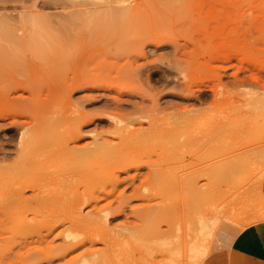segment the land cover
I'll return each instance as SVG.
<instances>
[{"label": "rangeland", "instance_id": "1", "mask_svg": "<svg viewBox=\"0 0 264 264\" xmlns=\"http://www.w3.org/2000/svg\"><path fill=\"white\" fill-rule=\"evenodd\" d=\"M0 22L22 36L0 42V175L54 204L0 213V264H186L203 210L222 215L213 232L206 218L210 264L264 227V0H0ZM77 194L98 197L74 207L83 223Z\"/></svg>", "mask_w": 264, "mask_h": 264}, {"label": "bare ground", "instance_id": "2", "mask_svg": "<svg viewBox=\"0 0 264 264\" xmlns=\"http://www.w3.org/2000/svg\"><path fill=\"white\" fill-rule=\"evenodd\" d=\"M78 6H79V4H78V5H72L71 8H74V9H75V8L78 7ZM81 6H83V7H81ZM87 6H88V9H90V8H92V7H93L94 9H96V8H95V5H94L93 3H90V2H89V3H87ZM80 7L86 9V6L83 5V3H81ZM89 7H90V8H89ZM85 9H81V10H76V9H75L76 11H74V13H73V10H72V12H70V14L72 13V15L74 14V15L76 16V15L78 14V12H80V13H81V12H84ZM70 14H68L69 17H71L70 19H72V17H75L74 15L72 16V15H70ZM69 17H68V18H69ZM64 22H65V21H64ZM0 23H1V22H0ZM5 23H7V22H5ZM5 23L2 22V23L0 24V27H1L2 24L4 25ZM37 23H38V22H37ZM38 24H39V23H38ZM40 24H41V23H40ZM68 24H69V23H68ZM3 25H2V28H4V29L7 28V29H5L6 32H7L8 30H9V32L12 31L10 34H12L13 32H17V31H19V29H16V26H15V25H14L15 28H13V25H12V24L10 25L9 23H7V24H6L7 26H5V27H3ZM17 27H18V26H17ZM69 27H70V26H69ZM10 28H11V29H10ZM19 28H20V27H19ZM71 28H72V27H71ZM71 28H70V29H71ZM0 29H1V28H0ZM4 29H3V30H4ZM3 30H2V31H3ZM3 34H5V35H2L3 38H0V39H2V40H0V42H2L3 39H4V40L6 39V41H5L6 43H5L4 41H3L2 43L5 44L4 46H5L6 48L9 47V49L11 48V46H15V44H16V40H18L19 38L22 37L21 35H20V37H19V35L16 36V37H14V36L11 35L10 37H12V38H10V37H9V35H10L9 33H7V34H6V33H3ZM0 36H1V35H0ZM6 36H7L8 38H6ZM4 37H5V38H4ZM13 38H14V39H13ZM15 38H16V40H15ZM23 38H24V37H23ZM11 39H12V40H11ZM21 39H22V38H21ZM9 40H10V41L15 40V41H13V43L15 42L14 45H12L13 43H11ZM7 41H9L10 43H8ZM2 43H0V44H2ZM7 43H8V45H10V46H7ZM19 43H20V42H19ZM21 44H22V43H21ZM4 46H3V45H2V46L0 45V48L3 49ZM5 47H4V48H5ZM14 48H15V47H14ZM14 48H13V49H14ZM5 50H6V49H5ZM3 52H4V51H3ZM17 79H18V78H17ZM252 79H253V78H252ZM12 80H13V79H12ZM238 81H239V80H238ZM240 81H241V80H240ZM7 82H9V81L7 80ZM15 82H16V81H15ZM27 82H28V81H27ZM247 82H248V81H247ZM247 82H246V83H247ZM9 83H10V82H9ZM28 83H29V82H28ZM239 83H240V82H239ZM241 83H242V82H241ZM21 84H22V83H21ZM7 85H8V84H7ZM7 85H6V87H7ZM15 85H16V84H15ZM237 85H238V84H237ZM241 85H242V84H241ZM22 86H23V85H22ZM25 86H26V85H25ZM28 86H29V85H28ZM8 87H10V86H8ZM59 87H61V86H59ZM29 88H30V86H29ZM31 90H32V89H31ZM254 95H255V94H254ZM233 97H234V96H233ZM251 100H252V99H251ZM251 100H250V101H251ZM252 102H253V101H252ZM232 103H233V102H232ZM261 105H262V104H261ZM255 107H256V106H255ZM258 107H259V106H258ZM262 107H263V106H262ZM259 109H260V108H259ZM232 111H233V110H232ZM263 111H264V110H263ZM51 112H53V111H51ZM51 112H50V113H51ZM64 112H66V111H64ZM208 112H209V111H208ZM46 113H48V112H46ZM46 113H45V114H46ZM45 114H44V115H45ZM212 114H213V113H212ZM51 115H52V114H51ZM51 115H50V117H51ZM59 116H61V115H59ZM59 116H58V118H59ZM62 116H63L64 118H66V119H64L65 122L63 121L62 118H59L58 122H56V125H57L60 121H61V122L63 121V122H62L63 125H64V123L66 124L67 122H68V123L72 122V120H75V121L77 120V121H78V117H79V116H77V115H76L77 117H76V116H73L74 118L72 117L71 121L69 122V121H67V115H62ZM62 116H61V117H62ZM69 118H70V117H69ZM49 119H50V118H49ZM54 119H56V118H54ZM61 119H62V120H61ZM79 119H80V118H79ZM51 120H53V119H51ZM51 120H50V121H51ZM69 120H70V119H69ZM80 120H81V119H80ZM80 120H79V121H80ZM53 121H54V120H53ZM55 121H56V120H55ZM77 121H76V122H77ZM79 121H78V122H79ZM81 121H82V120H81ZM81 121H80V122H81ZM76 122H75V123H76ZM80 122H79V123H80ZM47 123H49V122H47ZM50 123H53V125L55 124V123L52 122V121H51ZM75 123L73 122V123H71V125H70V124H67V126L70 125L71 129H73V126H74V127H77V126H78V125H76ZM73 124H74V125H73ZM53 125H52V126H53ZM60 125H61V124H60ZM56 127H57V126H56ZM64 127H66V126L64 125ZM68 127H69V126H68ZM68 127H67V128H68ZM70 127H69V128H70ZM49 128L52 129V127H49ZM61 128H62V126H61ZM54 130H55V129H54ZM53 132H55V131H53ZM64 132H65V131H64ZM70 132H71L72 134L74 133V131H73V132H72V131H69V133H70ZM58 133H59V132H58ZM67 133H68V132H67ZM53 134H54V133H53ZM62 134H63V133L61 132L60 135H62ZM66 136L68 137L69 135L67 134V135H65V137H66ZM73 136H74V134H73ZM65 137H63V138L65 139ZM67 137H66V138H67ZM70 137H71V139H73V140L76 138V137H75V138H74V137L72 138V135H70L69 138H68V140H67V139L64 140L63 138H62V139L64 140V142H65V141L68 142V141L71 140ZM57 141H58V140H57ZM61 142H62V140H61ZM61 142H60V143H61ZM64 142H63V144H66V146H67V142H65V143H64ZM57 143H58V142H57ZM55 144H56V142H55ZM58 144H59V143H58ZM59 145H60V144H59ZM59 145H57V146H59ZM57 146H56V147H57ZM25 147H27V145H26ZM62 148H64V147L62 146ZM68 148H69V147L67 146V149H68ZM23 149H24V148H23ZM25 149H26V148H25ZM69 149H70V148H69ZM72 149H73V148H72ZM72 149H70V150H72ZM65 150H66V149H65ZM70 150H69V151H70ZM74 151H75V150H74ZM74 151H73V152H74ZM65 152H66V151H65ZM96 152H99V151H97V150L94 151V150H93L92 152H88L87 156L90 157V156H92V155H93L94 153H96ZM75 153H76V152H75ZM66 154H67V153H66ZM68 154H69V153H68ZM78 154H79V153H78ZM83 155H84V154H83ZM83 155H81V156H83ZM119 157H120V156L117 155L116 158L112 157L111 160L102 161L101 165H103V166L107 165V166H108L109 164H111V161H112V159L114 158L115 161H114L113 165H117L115 169L118 168V170H123L124 167L121 165V163H123L124 160L122 159V157H120V158H119ZM117 158H118V159H117ZM124 159H125V158H124ZM122 160H123V162H121ZM124 165H125V164H124ZM126 166H127V165H125V169H126ZM110 167H111V166H110ZM112 167H113V166H112ZM112 167H111V168H112ZM100 168H101V167H100ZM111 168H109V169H111ZM102 169H103V168H102ZM109 169H108V170H109ZM125 169H124V170H125ZM99 170H101V169H99ZM83 171H84V170H83ZM87 171H89V170L87 169V170H85L84 172L86 173ZM101 171H104V170H101ZM101 171H99V173H98V169H97L96 172H95V170H94V171L92 172V175H91L92 177H91V179L89 178L90 175H88V173L85 174V175H88V177L86 176L85 178H89V179H86V180H88V182H87L88 184L86 183L87 186H88V185H91V184H95L94 182L97 181L98 179H97V178L95 179L94 176L99 177V176H98L99 174L102 175V172H101ZM115 171H116V170H115ZM4 172H5V173H3V175H0V213L3 214L2 216H5V215H6L5 217H7V218H8L7 215L10 213V214H9V217H10V218L7 219V220L4 219L5 221H3V223L6 222V221H8V222L10 223V221H12V220H11L12 215H11V212H10V211H12L13 209H14L16 212H22V211L25 212V210H26V211L29 210V212H30V211L32 212V209H33V210H34V209H35V210L38 209L39 211H41V209H43V207H45V205H49L50 203H51V205H54V204L52 203L53 200H50L51 202L48 203V202H49V199H48L47 197H46L47 199H43V197L40 198L41 196L38 197L39 195L34 194V195L37 196L38 199H34L35 196L32 195V196H33V199H34V200H33V199H29V197L25 196L24 191H25L26 189L29 188V189H33V190H34V189L37 188L38 185L36 184V185H37V186H36L35 183H30V182H29V183H30V184H29L28 182H26V183H28V185H27V184L24 182L25 184L22 183V184H21V185H22L21 188L15 190V188H17V187H15V188L13 189L12 186H14V185H13V183H12V181H11V177H12L13 173H12L11 171H9L8 169H6ZM84 172H82V173H84ZM94 172H95L96 175L93 174ZM79 173H80V172H78V174H79ZM90 173H91V172H90ZM116 173H117V172H110L109 174L106 175V178H105L104 180H106V179L109 180V178L116 176ZM80 175H82V174H80ZM83 175H84V174H83ZM83 175H82V176H83ZM85 175H84V176H85ZM104 175H105V174H104ZM74 176H75V175H74ZM77 176H78V175H76L75 177L77 178ZM75 177H72V178L70 179V180H71L70 183L72 182V180H74ZM104 177H105V176H104ZM100 178H101V177H100ZM67 179H68V178H67ZM77 179H78V178H77ZM90 180H91V181H90ZM111 180H112V178H111ZM89 181H90V184H89ZM106 181H107V180H106ZM106 181H105V182H106ZM109 181H110V180H109ZM21 182H22V181H21ZM110 182H111V181H110ZM250 182H251V181H250ZM73 184H74V183H73ZM219 184H220V183H219ZM19 185H20V184H19ZM21 185H20V186H21ZM84 185H85V184H84ZM91 186H92V185H91ZM88 187H90V186H88ZM212 192H213V190H212ZM215 192H216V191H215ZM217 192H218V191H217ZM83 193H84V192H83ZM218 193H219V192H218ZM93 194H94V193H93ZM93 194H90L88 198H87V197H83L84 195H80V194H79V195H78V194L75 195L76 198H74V200H73V204H72V205H73V208H72L73 210H72V211L75 210L74 207L76 206L77 203H79V202H83V200L85 201L84 198H86V202H88L89 200H94V201L98 200V197H95L96 195L93 196ZM213 194H214V193H213ZM216 194H217V193H216ZM91 196H92V197H91ZM98 196H99V195H98ZM26 197H27V198H26ZM99 197H100V196H99ZM208 197H209V196H208ZM30 198H31V197H30ZM44 198H45V197H44ZM211 198H212V197H209L210 201L208 202V204H209V205L212 204V205H214V206H212V205H210V206L215 207V204H216V203H215V202L212 203L213 201H212ZM219 198H220V197H219ZM51 199H52V198H51ZM53 199H54V198H53ZM87 199H88V201H87ZM207 199H208V198H207ZM55 200H56V199H55ZM213 200H214V198H213ZM215 201L218 202L217 200H215ZM86 202H85V203H86ZM96 202H97V201H96ZM206 202H207V201H206ZM111 204H112V203H111ZM107 205H110V202H109ZM218 205H219V204H218ZM49 206H50V205H49ZM106 207H107V209L110 208V207L108 208V206H106ZM212 207H210V208H208V209H211ZM217 208L220 210V214H221L222 211H223V213H224V217H227L228 214L225 213L226 211L224 210V209H225L224 207H222V209L224 208L222 211H221V209H220L221 207H220V208L217 207ZM101 209H102V208H101ZM213 209H215V208H213ZM218 209H217V210H218ZM14 210H13V211H14ZM35 210H34V211H35ZM38 210H37V211H38ZM211 210H212V209H211ZM215 210H216V209H215ZM219 210H218V211H219ZM206 211H207V210H206ZM206 211L203 210V212H205V213L209 212L210 210H208L207 212H206ZM4 212H5V213H4ZM8 212H9V213H8ZM75 212H76V210H75L73 213H75ZM203 212H202V213H203ZM215 212H216V211H215ZM7 213H8V214H7ZM25 213H27V212H25ZM25 213H23V214H25ZM198 213H199V212H198ZM202 213L200 212V214H197V215H196V216H197V219L199 218L198 215L201 216ZM205 213H204V214H205ZM210 213H211V211H210ZM212 213H213V212H212ZM1 214H0V215H1ZM13 214H14V213H13ZM225 214H226V216H225ZM74 215H75V214H74ZM194 215H195V214H194ZM205 215H206V214H205ZM205 215H204V216H205ZM213 215H214V214H213ZM217 215H218V217L221 219V216H222V215L219 216V214H216V217H217ZM2 216H0V221H1L3 218H5V217H2ZM15 216L17 217L18 215L15 214L14 217H15ZM19 216H20V215H19ZM189 216H190V215H189ZM202 216H203V215H202ZM202 216H201V218L198 220V222H196V221H197L196 217L194 218V220L196 219L195 222H194V220H193L194 223L192 222V224H195V225H197V223L199 224V227H198V226L196 227V228H198V230H196V228H195L193 225L190 224L191 226H190V225H187V229H188L187 232H186V231H185L186 233L184 232V234H185V238H184V240H182V244H185V245H184V246L182 245L181 248L184 249V247H185V250H184V251H185V252H184L185 255H184V256H185V258H186V260H185V262H187L186 264H205V261H206V259H207V256H208V244H209L210 236H212V234L210 235L211 232H210V233L208 232V233H209V234H208L207 231H208L209 229L212 230L213 227L215 226V225H213V223H212V222L214 221V220H212V219L215 217V215H214V217L211 218V219H208L209 217L206 216V218L208 217L207 219H208L209 222H210L208 225H210V224L212 223V224H211L212 226L210 225L211 228H208L207 231L205 230V229H207V223H206L207 219H206L205 217L202 218ZM14 217H12L13 220L16 219V218H14ZM186 217H188V216H186ZM211 217H212V216H211ZM216 217H215V218H216ZM218 217H217V218H218ZM224 217H223V219H224ZM1 218H2V219H1ZM74 218H75V220H73V221H75V222L83 223V221H84V220H83V217L80 215V211H78V210H77L76 215H75ZM204 218H205L206 220H205ZM217 218H216V219H217ZM202 219H203V220H202ZM220 219H219V220H220ZM225 219H227V218H225ZM229 219H230V220H228V221H231V220H232L231 217H230ZM235 219H236V218H235ZM82 220H83V221H82ZM186 220H187V219H186ZM210 220H211L212 222H211ZM233 220H234V219H233ZM81 221H82V222H81ZM93 221H95L94 218H93ZM188 221H189V220H188ZM184 222H185V221H184ZM231 222H232V221H231ZM0 223H1V222H0ZM189 223H190V221H189ZM189 223H188V224H189ZM232 223H233V222H232ZM237 223H238V222H237ZM1 224H2V223H1ZM4 224H5V223H4ZM17 224H18V223H17ZM171 224H172V223H171ZM171 224H169V225L172 226ZM179 224H180V223H179ZM185 224H186V222H185ZM215 224L217 225V223H215ZM46 225H47V224H45V226H46ZM175 225L177 226V222H175ZM32 226H34V225H32ZM42 226H44V225H42ZM170 226H169V231H171V230H170V229H171ZM179 226H181V225H179ZM183 226H184V225H183ZM192 226H193V227H192ZM34 227H35V226H34ZM38 227H39V228L36 227V228H37V231H39V229H40V230L43 229V227H42V228H41L40 226H38ZM46 227H47V226H46ZM189 227H190V228H189ZM208 227H209V226H208ZM16 228H18V227H16ZM178 228H179V227H178ZM192 228H193V229H192ZM214 228H215V227H214ZM181 229H182V227H181ZM185 229H186V228H185ZM190 229H191V230H190ZM16 230H17V229H16ZM16 230H15V231H16ZM192 230H193V231H192ZM177 231H179V229H178ZM188 231H190V232H188ZM205 231H206V234H208V236H207L206 234H204ZM181 232H182V231H181ZM212 232H213V230H212ZM36 233L38 234V232H36ZM39 233H40V234H38V236L41 237L40 235H42V234H41V232H39ZM47 233H48V231H47ZM177 233H178V232H177ZM158 234H159L158 232L155 233V238H154V239H157L156 236L159 237ZM172 234H173V233H172ZM179 235H180V234H178V236H177V239H178V240L181 239V236H179ZM182 235H183V234H182ZM203 235H204V237H203ZM159 238H160V237H159ZM170 238H171V237H170ZM39 239L42 240L41 238H39ZM162 239H163V238H160V241H159V242L164 241V239H163V240H162ZM173 239H174V238H173ZM177 239H176V236H175V240H177ZM166 240H167V241H166ZM166 240H165V241L168 242L169 244L172 243V241H171V243H170V241H168V239H166ZM169 240H171V239H169ZM38 242H39V241H38ZM24 243H25V242H24ZM157 243H158V242H157ZM26 244H28V243H26ZM177 244H178V241H177ZM179 244H180V242H179ZM38 245H39V244H38ZM40 245H41V244H40ZM167 246H168V245H167ZM40 247H41V246H39V248H40ZM175 247H176V246H175ZM179 247H180V246H179ZM209 247H210V246H209ZM21 248H22V247H21ZM39 248H37L36 250L34 249L35 252H33V251H34L33 249H32L33 251H32V250H29L28 252L32 251V253H34V254H36V252H37V254H39L40 252L43 251V250L41 251V249H40V251H39ZM41 248H42V247H41ZM28 249H29V248H28ZM172 249H173V248H172ZM175 249H176L177 252L175 251ZM175 249H174V252L176 253V255H175L174 252H171V251H173V250H170V252H171V253L177 258V256L182 255V253L179 255V252H180V251H178L179 248L177 249V247H176ZM23 250H24V249H23ZM180 250H181V249H180ZM26 251H27V250H26ZM38 251H39V252H38ZM28 252H27V253H28ZM44 252H46V251H44ZM218 252H219V251H218ZM27 253H26V254H27ZM171 253H170V254H171ZM43 254H44V253H43ZM223 255H224V254H223ZM184 256H182V257H184ZM177 259H178V258H177ZM183 259H184V258H183Z\"/></svg>", "mask_w": 264, "mask_h": 264}, {"label": "crops", "instance_id": "3", "mask_svg": "<svg viewBox=\"0 0 264 264\" xmlns=\"http://www.w3.org/2000/svg\"><path fill=\"white\" fill-rule=\"evenodd\" d=\"M264 227L235 235L216 247L210 264H264ZM219 251V252H218ZM224 254V255H223Z\"/></svg>", "mask_w": 264, "mask_h": 264}]
</instances>
